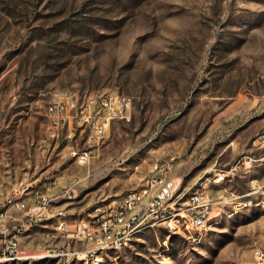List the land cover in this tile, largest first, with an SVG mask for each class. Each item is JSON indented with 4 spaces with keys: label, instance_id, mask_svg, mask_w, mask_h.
I'll return each mask as SVG.
<instances>
[{
    "label": "rangeland",
    "instance_id": "1",
    "mask_svg": "<svg viewBox=\"0 0 264 264\" xmlns=\"http://www.w3.org/2000/svg\"><path fill=\"white\" fill-rule=\"evenodd\" d=\"M107 94L132 104L103 142L80 128L50 137L52 100ZM263 131L264 0H0V201L21 183L58 194L73 187L59 206L68 220L90 219L168 155L179 156L172 179L181 191L240 156L257 161L208 185L213 199L231 202L207 228H143L98 264H253L264 207L233 203L264 178V147H254ZM75 149L91 151L87 165ZM53 231L48 222L29 227L20 257L0 264H87L51 254L68 242Z\"/></svg>",
    "mask_w": 264,
    "mask_h": 264
},
{
    "label": "built area",
    "instance_id": "2",
    "mask_svg": "<svg viewBox=\"0 0 264 264\" xmlns=\"http://www.w3.org/2000/svg\"><path fill=\"white\" fill-rule=\"evenodd\" d=\"M131 99L127 96L107 94L80 98L76 95L62 96L52 100L47 107L48 129L52 138H59L64 130L89 129L95 133L97 144L104 141L112 122L125 120L131 111ZM59 109L58 117H50V110ZM93 137L90 138V141ZM254 147H264V131L254 141ZM72 158L79 165H87L92 153L88 149H75ZM179 156L168 155L158 161L150 176L140 187L129 191L121 200L113 203L100 214L90 219L68 220L59 202L72 198L73 187L65 188L59 195L50 194L51 187L43 191L30 183L12 187L6 198L0 201V260L19 256L21 239L25 228L48 222L53 226L51 238L68 240L53 249L51 254L83 260L87 264L100 262L108 251L128 248L136 238H129V231L142 226L162 227L173 233L190 234L200 231L202 215H213L209 204L217 208L230 204L231 200L213 199L204 194V185L199 179L181 191L176 182H165L166 174H175ZM257 161L251 156H240L229 169L211 168L201 177L207 182L223 183L234 178L242 169H252ZM238 199V200H237ZM238 208L264 202V178H255L249 190L237 197ZM113 223L124 224V231H112ZM253 264H264V245L258 246V255Z\"/></svg>",
    "mask_w": 264,
    "mask_h": 264
},
{
    "label": "bare ground",
    "instance_id": "3",
    "mask_svg": "<svg viewBox=\"0 0 264 264\" xmlns=\"http://www.w3.org/2000/svg\"><path fill=\"white\" fill-rule=\"evenodd\" d=\"M59 116V109H52L50 110V117H58ZM173 174H166L165 175V182H175L172 179ZM216 182V181H214ZM212 183V181L207 182V178H205L204 180L199 181V185H204V194H209L207 192V187L208 185H210ZM259 205H262L264 207V202H259ZM257 205V204H256ZM217 207V204H209V211H214L215 208ZM213 215H202V221L200 222V230L207 228L209 225H211V221H212ZM34 226V225H32ZM32 226H28L27 228H25V231L28 230L29 227ZM143 228H149V226H142L138 228V231H141ZM158 227H151V229H155ZM112 231H124V224L121 223H113L112 224ZM169 233H173V230H167ZM136 231H129V238H133L135 235ZM258 255V247L255 248L254 250V254H253V263H255V259ZM18 256H11V257H7L4 260H0V261H10V260H14L15 258H17ZM93 264H98V262H95Z\"/></svg>",
    "mask_w": 264,
    "mask_h": 264
},
{
    "label": "crops",
    "instance_id": "4",
    "mask_svg": "<svg viewBox=\"0 0 264 264\" xmlns=\"http://www.w3.org/2000/svg\"><path fill=\"white\" fill-rule=\"evenodd\" d=\"M49 130V129H48ZM49 133V135H50V137H51V134H50V132H48ZM52 138V137H51ZM200 178V177H199ZM175 180H176V176H175ZM177 180H178V178H177ZM31 184V183H30ZM42 189V188H41ZM43 191H45V189H43ZM49 193L50 194H55V195H59L58 193H57V191H55V188H52L51 187V189H50V191H49ZM61 194V193H60Z\"/></svg>",
    "mask_w": 264,
    "mask_h": 264
}]
</instances>
